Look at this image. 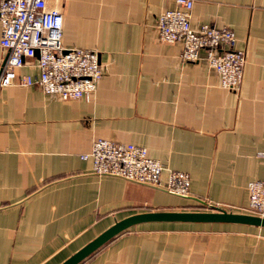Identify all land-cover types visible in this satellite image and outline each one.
I'll return each mask as SVG.
<instances>
[{
	"label": "crops",
	"instance_id": "obj_1",
	"mask_svg": "<svg viewBox=\"0 0 264 264\" xmlns=\"http://www.w3.org/2000/svg\"><path fill=\"white\" fill-rule=\"evenodd\" d=\"M66 49L96 51L104 75L89 101L36 87L0 89V264H62L116 222L152 212L249 214L247 186L264 180V0H194L191 27L228 28L245 54L242 84L219 85L204 53L159 41L172 0H47ZM1 39V25H0ZM6 52L0 46V69ZM36 60L20 74L35 75ZM105 139L147 150L188 174L190 198L96 176L87 154ZM80 264H264V228L144 223Z\"/></svg>",
	"mask_w": 264,
	"mask_h": 264
},
{
	"label": "built area",
	"instance_id": "obj_2",
	"mask_svg": "<svg viewBox=\"0 0 264 264\" xmlns=\"http://www.w3.org/2000/svg\"><path fill=\"white\" fill-rule=\"evenodd\" d=\"M172 1L175 8L163 11L157 19L159 41L180 43L184 62H197L204 53L208 66L218 75L220 87L238 91L245 54L234 48V32L208 25L193 30L190 21L194 0ZM0 25V46L6 52L0 69V89L36 87L45 95L64 101L91 99L104 75L99 54L93 50L63 47L62 15L49 9L47 0H0ZM31 59L36 60L37 73L20 74L25 61ZM80 158L91 161L92 173L96 176L116 177L164 190L178 198H190L188 174L169 170L162 183L165 169L148 156L145 148L97 139L90 151ZM247 192L248 215L264 218V180L250 182ZM198 203L203 207L212 206L205 201Z\"/></svg>",
	"mask_w": 264,
	"mask_h": 264
},
{
	"label": "water",
	"instance_id": "obj_3",
	"mask_svg": "<svg viewBox=\"0 0 264 264\" xmlns=\"http://www.w3.org/2000/svg\"><path fill=\"white\" fill-rule=\"evenodd\" d=\"M38 57V53L35 54ZM211 212H152L130 216L116 222L62 264H80L98 249L126 230L144 223H237L264 228V218L234 214L210 207Z\"/></svg>",
	"mask_w": 264,
	"mask_h": 264
},
{
	"label": "trees",
	"instance_id": "obj_4",
	"mask_svg": "<svg viewBox=\"0 0 264 264\" xmlns=\"http://www.w3.org/2000/svg\"><path fill=\"white\" fill-rule=\"evenodd\" d=\"M201 208H203V206H201Z\"/></svg>",
	"mask_w": 264,
	"mask_h": 264
}]
</instances>
